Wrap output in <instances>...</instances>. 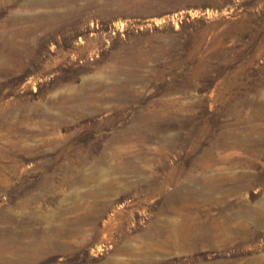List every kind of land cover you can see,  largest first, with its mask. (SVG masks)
<instances>
[{
    "label": "rangeland",
    "instance_id": "1",
    "mask_svg": "<svg viewBox=\"0 0 264 264\" xmlns=\"http://www.w3.org/2000/svg\"><path fill=\"white\" fill-rule=\"evenodd\" d=\"M0 264H264V0H0Z\"/></svg>",
    "mask_w": 264,
    "mask_h": 264
}]
</instances>
